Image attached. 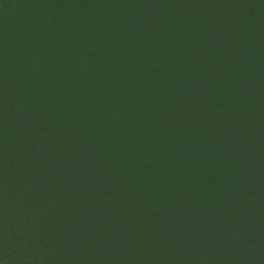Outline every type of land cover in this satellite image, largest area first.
<instances>
[{"label":"rangeland","instance_id":"rangeland-1","mask_svg":"<svg viewBox=\"0 0 264 264\" xmlns=\"http://www.w3.org/2000/svg\"><path fill=\"white\" fill-rule=\"evenodd\" d=\"M264 0H0V264H264Z\"/></svg>","mask_w":264,"mask_h":264},{"label":"trees","instance_id":"trees-1","mask_svg":"<svg viewBox=\"0 0 264 264\" xmlns=\"http://www.w3.org/2000/svg\"><path fill=\"white\" fill-rule=\"evenodd\" d=\"M252 222H257L260 226H262V224H263V229H264V223L262 222V219L261 220H258V221H252Z\"/></svg>","mask_w":264,"mask_h":264}]
</instances>
